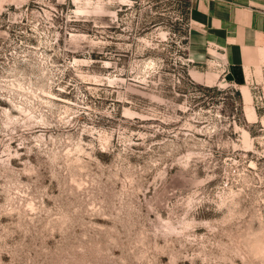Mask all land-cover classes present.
Segmentation results:
<instances>
[{
  "label": "rangeland",
  "instance_id": "1",
  "mask_svg": "<svg viewBox=\"0 0 264 264\" xmlns=\"http://www.w3.org/2000/svg\"><path fill=\"white\" fill-rule=\"evenodd\" d=\"M189 3L0 0V264H264L262 82Z\"/></svg>",
  "mask_w": 264,
  "mask_h": 264
},
{
  "label": "crops",
  "instance_id": "2",
  "mask_svg": "<svg viewBox=\"0 0 264 264\" xmlns=\"http://www.w3.org/2000/svg\"><path fill=\"white\" fill-rule=\"evenodd\" d=\"M189 2L191 27L201 33L204 47L221 49L232 65L262 82L264 90V0ZM242 91L249 102L248 88Z\"/></svg>",
  "mask_w": 264,
  "mask_h": 264
}]
</instances>
